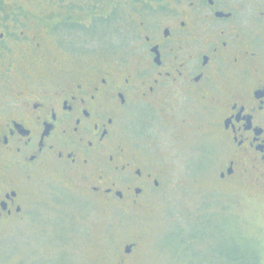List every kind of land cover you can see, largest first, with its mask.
<instances>
[{
  "label": "flooded vegetation",
  "instance_id": "obj_1",
  "mask_svg": "<svg viewBox=\"0 0 264 264\" xmlns=\"http://www.w3.org/2000/svg\"><path fill=\"white\" fill-rule=\"evenodd\" d=\"M205 142L264 182V0H0V236L49 194L140 221L161 149Z\"/></svg>",
  "mask_w": 264,
  "mask_h": 264
},
{
  "label": "rangeland",
  "instance_id": "obj_2",
  "mask_svg": "<svg viewBox=\"0 0 264 264\" xmlns=\"http://www.w3.org/2000/svg\"><path fill=\"white\" fill-rule=\"evenodd\" d=\"M161 151L171 175L140 221L79 194L65 203L49 194L34 221L0 236V264H117L134 232L146 233L141 264H264V182L253 174L238 188L220 182L218 145Z\"/></svg>",
  "mask_w": 264,
  "mask_h": 264
},
{
  "label": "trees",
  "instance_id": "obj_3",
  "mask_svg": "<svg viewBox=\"0 0 264 264\" xmlns=\"http://www.w3.org/2000/svg\"><path fill=\"white\" fill-rule=\"evenodd\" d=\"M255 259H256V262H258V261H259V257H256Z\"/></svg>",
  "mask_w": 264,
  "mask_h": 264
}]
</instances>
